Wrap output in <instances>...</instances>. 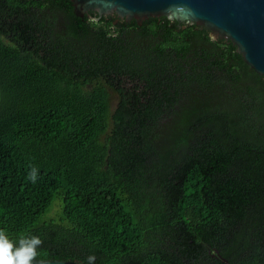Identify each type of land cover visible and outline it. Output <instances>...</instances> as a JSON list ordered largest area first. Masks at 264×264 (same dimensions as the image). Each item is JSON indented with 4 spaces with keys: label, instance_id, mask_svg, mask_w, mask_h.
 <instances>
[{
    "label": "trees",
    "instance_id": "16d2710c",
    "mask_svg": "<svg viewBox=\"0 0 264 264\" xmlns=\"http://www.w3.org/2000/svg\"><path fill=\"white\" fill-rule=\"evenodd\" d=\"M89 13L0 0V230L38 260L264 264V77L196 24Z\"/></svg>",
    "mask_w": 264,
    "mask_h": 264
},
{
    "label": "water",
    "instance_id": "95a60500",
    "mask_svg": "<svg viewBox=\"0 0 264 264\" xmlns=\"http://www.w3.org/2000/svg\"><path fill=\"white\" fill-rule=\"evenodd\" d=\"M78 17L95 12L116 14L141 24L165 16L209 31L212 40L230 41L244 62L264 77V0H70ZM44 264H81L70 260H40Z\"/></svg>",
    "mask_w": 264,
    "mask_h": 264
},
{
    "label": "clouds",
    "instance_id": "9594fccd",
    "mask_svg": "<svg viewBox=\"0 0 264 264\" xmlns=\"http://www.w3.org/2000/svg\"><path fill=\"white\" fill-rule=\"evenodd\" d=\"M38 176V168L30 166L27 179L35 184ZM42 244L39 236L21 235L13 240L6 231L0 230V264H44L37 259ZM95 260L96 257L91 255L87 258V264H95Z\"/></svg>",
    "mask_w": 264,
    "mask_h": 264
},
{
    "label": "flooded vegetation",
    "instance_id": "af4514ba",
    "mask_svg": "<svg viewBox=\"0 0 264 264\" xmlns=\"http://www.w3.org/2000/svg\"><path fill=\"white\" fill-rule=\"evenodd\" d=\"M93 12V11H92ZM94 14H96L95 12H93ZM88 14L90 15V16H92L89 12H88ZM103 17H113V18H116V19H120L116 14H109V15H102ZM101 16V17H102ZM117 20H115V22H116Z\"/></svg>",
    "mask_w": 264,
    "mask_h": 264
},
{
    "label": "rangeland",
    "instance_id": "374dc122",
    "mask_svg": "<svg viewBox=\"0 0 264 264\" xmlns=\"http://www.w3.org/2000/svg\"><path fill=\"white\" fill-rule=\"evenodd\" d=\"M0 96H1V94H0Z\"/></svg>",
    "mask_w": 264,
    "mask_h": 264
}]
</instances>
